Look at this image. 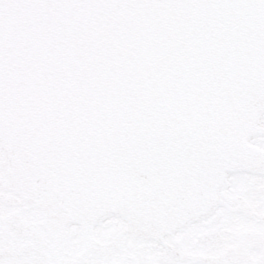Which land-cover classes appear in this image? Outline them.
<instances>
[{"label": "water", "instance_id": "1", "mask_svg": "<svg viewBox=\"0 0 264 264\" xmlns=\"http://www.w3.org/2000/svg\"><path fill=\"white\" fill-rule=\"evenodd\" d=\"M262 109L264 0H0L9 188L172 229L225 163L264 173Z\"/></svg>", "mask_w": 264, "mask_h": 264}, {"label": "flooded vegetation", "instance_id": "2", "mask_svg": "<svg viewBox=\"0 0 264 264\" xmlns=\"http://www.w3.org/2000/svg\"><path fill=\"white\" fill-rule=\"evenodd\" d=\"M246 145L264 152V113ZM195 189L185 221L165 232L135 216L143 231L132 229L103 204H50L0 183V264H264V173L226 164Z\"/></svg>", "mask_w": 264, "mask_h": 264}, {"label": "bare ground", "instance_id": "3", "mask_svg": "<svg viewBox=\"0 0 264 264\" xmlns=\"http://www.w3.org/2000/svg\"><path fill=\"white\" fill-rule=\"evenodd\" d=\"M2 184V183H1ZM3 186H5L4 184H3ZM7 187V186H6ZM107 212V211H106ZM91 214L92 213H90V217H91ZM123 216L125 217V219H127V224H128V226L130 227V228H132V229H135V230H138V231H143L142 229V226H140L139 224H137L133 219H131L130 218V216H135V217H145L144 215H142V214H139V213H137V212H135V211H129V210H127L126 212H123ZM146 218V217H145ZM176 227H174V228H172V229H175ZM163 230V229H162ZM171 229H168V230H163V231H165V232H168V231H170Z\"/></svg>", "mask_w": 264, "mask_h": 264}, {"label": "rangeland", "instance_id": "4", "mask_svg": "<svg viewBox=\"0 0 264 264\" xmlns=\"http://www.w3.org/2000/svg\"><path fill=\"white\" fill-rule=\"evenodd\" d=\"M110 213V217L113 218V219H117L118 216L121 218L122 221H127V219H125L124 216H122V214H120L119 212H116V211H111V212H108Z\"/></svg>", "mask_w": 264, "mask_h": 264}]
</instances>
